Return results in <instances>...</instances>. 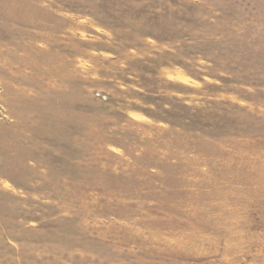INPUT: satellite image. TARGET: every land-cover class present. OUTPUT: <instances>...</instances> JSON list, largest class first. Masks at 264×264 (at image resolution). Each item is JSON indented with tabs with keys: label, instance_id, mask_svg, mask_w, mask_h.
Masks as SVG:
<instances>
[{
	"label": "rangeland",
	"instance_id": "obj_1",
	"mask_svg": "<svg viewBox=\"0 0 264 264\" xmlns=\"http://www.w3.org/2000/svg\"><path fill=\"white\" fill-rule=\"evenodd\" d=\"M0 264H264V0H0Z\"/></svg>",
	"mask_w": 264,
	"mask_h": 264
}]
</instances>
